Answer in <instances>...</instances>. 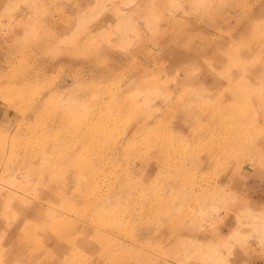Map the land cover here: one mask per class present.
<instances>
[{
	"label": "rangeland",
	"instance_id": "374dc122",
	"mask_svg": "<svg viewBox=\"0 0 264 264\" xmlns=\"http://www.w3.org/2000/svg\"><path fill=\"white\" fill-rule=\"evenodd\" d=\"M262 38L264 0H0V264H264Z\"/></svg>",
	"mask_w": 264,
	"mask_h": 264
},
{
	"label": "bare ground",
	"instance_id": "6f19581e",
	"mask_svg": "<svg viewBox=\"0 0 264 264\" xmlns=\"http://www.w3.org/2000/svg\"><path fill=\"white\" fill-rule=\"evenodd\" d=\"M164 1H167V0H161V2H164ZM168 1H172V0H168ZM231 31V30H230ZM255 34H253L252 35V37L250 38V40L249 41H247L248 42V45H252L253 43H254V41H255ZM262 41L264 42V38H262ZM246 42V43H247ZM259 44H260V39H259ZM209 45V44H208ZM205 47V46H204ZM264 58V52L262 53V59ZM222 61H223V59H222ZM224 61H226V60H224ZM223 61V62H224ZM207 75V74H206ZM202 76V75H201ZM234 76V75H233ZM203 77V76H202ZM207 80H208V78H207ZM217 82V80H214L212 83L213 84H215ZM218 83V82H217ZM216 83V84H217ZM247 84L246 83H244V84H241V85H238V86H235V85H232V87L230 88L233 92H237V90H241V91H238V92H243V90L245 89V88H247ZM231 92V91H230ZM237 94V93H236ZM243 94V93H242ZM231 95V94H230ZM254 95V94H253ZM201 96V95H200ZM232 96V95H231ZM235 97H236V95H235ZM248 97V96H247ZM255 97V96H254ZM237 98V97H236ZM239 98H240V96H239ZM238 99V98H237ZM197 100V99H196ZM253 100V99H252ZM227 102V101H226ZM253 102V101H252ZM206 104H207V102H206ZM253 104H254V102H253ZM225 105V104H224ZM224 105H223V107H224ZM190 109V108H189ZM188 109V110H189ZM202 109V108H201ZM206 109V108H205ZM210 110V109H209ZM208 110V111H209ZM211 111H212V109H211ZM250 112V111H249ZM210 113V112H209ZM212 115V114H211ZM46 116V115H45ZM217 116V115H216ZM215 117V116H214ZM24 117H22V119H23ZM228 118H229V116H228ZM227 118V119H228ZM226 119V120H227ZM228 122V121H227ZM22 123V122H21ZM206 124V123H205ZM235 127V126H234ZM237 128V127H236ZM229 130H231V129H229ZM228 130V131H229ZM235 130V129H234ZM100 134H102V132H99ZM97 139H98V135L97 134H91L90 136H89V138H88V141H89V143H90V145L92 144V145H94V143L97 141ZM239 139V138H238ZM249 139V138H248ZM256 139V138H255ZM88 143V142H87ZM86 143V144H87ZM259 146L260 147H262V148H264V139L262 140V138H260L259 139ZM67 147H68V145H67ZM77 147H78V144L77 143H71V147H70V149L68 150V153H73V152H75L76 151V149H77ZM70 151V152H69ZM72 151V152H71ZM224 151V150H223ZM81 155V152L79 153V156ZM83 156V155H82ZM88 157H90V156H88ZM82 158V157H81ZM26 161V162H25ZM25 161H24V158H23V161H22V163H24V164H27V163H30L26 158H25ZM89 164V163H88ZM95 164H97V163H95ZM22 165L23 164H17V166H15V170H19L21 167H22ZM92 167H93V165H91ZM91 166H90V168H91ZM99 166V165H98ZM99 168V167H98ZM262 168V167H261ZM262 170V169H261ZM260 170V171H261ZM77 173L76 174H72V178L74 179V180H76V177H77V175L78 176H80V175H86L89 171H88V169L87 168H85V167H80V168H78L77 169V171H76ZM263 176H264V174H262ZM43 186H46V187H52L53 185L48 181V182H44V185ZM55 187V186H54ZM58 188V190H56V191H64L65 192V194H66V196H67V194H69L68 193V191H66V188L64 187V186H58L57 187ZM53 190V189H52ZM14 191V190H13ZM13 191H12V189H11V192H10V196L9 195H7V196H5V195H3L2 194V196H5L6 197V204L7 205H10V204H13L15 207H19L20 209H23V210H21V211H23V212H28L29 210H25L24 211V206H22L21 205V203L20 202H12V203H10L11 201H14V198H11V195L13 194ZM46 192V191H45ZM50 192V191H49ZM44 194V193H43ZM49 195H50V193H48ZM47 194V195H48ZM52 194V193H51ZM45 195V194H44ZM42 196L43 198L45 197V196ZM76 199V200H75ZM86 199L82 196V197H79V196H76V197H73L72 198V202H71V204L72 203H74V204H79V203H82V201H85ZM75 201V202H74ZM10 203V204H9ZM31 203V202H30ZM63 204V203H62ZM255 206V205H254ZM27 207V206H26ZM29 207V206H28ZM34 207V206H33ZM39 208V207H38ZM250 208H253V207H251L250 206ZM260 208V207H259ZM257 210V209H256ZM250 211V210H249ZM248 211V212H249ZM28 213H30V212H28ZM260 213V212H259ZM15 214H16V212H15ZM251 215V214H250ZM15 216V215H14ZM39 216V215H38ZM68 216V215H67ZM92 216H96V213L95 214H93ZM239 217V216H238ZM237 217V218H238ZM243 217V216H242ZM65 218L66 217H64L62 214H58L57 216H56V220H57V226L61 229V233H63V235L65 236L66 234V238L69 240V241H71V239L72 238H74L75 236H78V235H82V237L83 238H81V240L79 241V243H80V245L84 248V249H90L91 250V252H97V249H96V247H94V246H92L91 244H95V243H98V242H100L101 240H102V237H101V235H100V231L98 232H96V231H94L93 229H92V227L90 228L88 225L86 226L85 224L84 225H82V224H76V223H74L73 221H68V220H65ZM254 218H256V217H254ZM241 220V219H240ZM239 220V221H240ZM86 221V220H85ZM56 222V221H55ZM262 223H263V221H262ZM52 224V223H51ZM54 225V224H53ZM258 225H260L261 226V224H258ZM55 226V225H54ZM51 229V228H50ZM52 229H54V228H52ZM59 230V229H58ZM72 230V231H71ZM189 230V229H188ZM68 231V232H67ZM69 231H71L70 233H69ZM90 231H92L93 232V234L92 235H90ZM87 235L88 236H90L91 238H88L87 237ZM49 236L48 235H44L43 236V238H42V240H40V241H37V243H36V245H40V243H41V241H43V240H45L46 238H48ZM105 237V236H104ZM27 240V239H26ZM25 240V241H26ZM261 240V239H260ZM35 243V242H34ZM66 246L64 245V246H60L59 248H58V250L60 251V252H64V251H67V248H65ZM36 249V248H35ZM37 253H40V252H38V251H36ZM45 254V253H44ZM49 254V253H48ZM47 255V254H46ZM45 256V255H44ZM67 256V255H66ZM58 259V258H57ZM56 259V260H57ZM73 259H74V257H70L68 260H70V263H71V261H73ZM33 260V263H35V264H42V261H43V259L42 258H38V257H35V256H33V257H31L30 259H28V261H26V263H23V264H31L30 263V261H32ZM25 261V260H24ZM74 262V261H73ZM70 263H65V264H70ZM18 264H20V263H18ZM73 264V263H72Z\"/></svg>",
	"mask_w": 264,
	"mask_h": 264
}]
</instances>
